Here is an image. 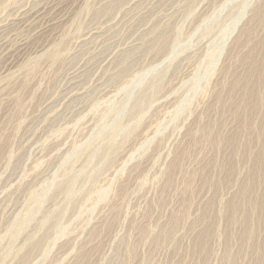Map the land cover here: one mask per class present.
Returning a JSON list of instances; mask_svg holds the SVG:
<instances>
[{
	"label": "rangeland",
	"instance_id": "1",
	"mask_svg": "<svg viewBox=\"0 0 264 264\" xmlns=\"http://www.w3.org/2000/svg\"><path fill=\"white\" fill-rule=\"evenodd\" d=\"M0 264H264V0H0Z\"/></svg>",
	"mask_w": 264,
	"mask_h": 264
},
{
	"label": "bare ground",
	"instance_id": "2",
	"mask_svg": "<svg viewBox=\"0 0 264 264\" xmlns=\"http://www.w3.org/2000/svg\"><path fill=\"white\" fill-rule=\"evenodd\" d=\"M40 197V196H39Z\"/></svg>",
	"mask_w": 264,
	"mask_h": 264
}]
</instances>
